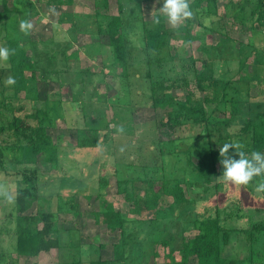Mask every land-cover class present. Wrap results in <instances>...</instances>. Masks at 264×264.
I'll use <instances>...</instances> for the list:
<instances>
[{"label":"rangeland","instance_id":"374dc122","mask_svg":"<svg viewBox=\"0 0 264 264\" xmlns=\"http://www.w3.org/2000/svg\"><path fill=\"white\" fill-rule=\"evenodd\" d=\"M77 1L75 4L61 5L57 0H0V47L7 48L8 40L20 38V44L33 56L38 71L37 83L36 85L33 83L30 87L31 93L23 90L19 93L20 98L9 99L8 97L14 94V90L12 86H7L5 83L9 72H4L5 69L1 70L9 67V62L0 61V103L7 104L10 101V104L18 109L24 107L19 110L22 117H26L27 114L34 113L36 110L50 109L55 116V124L49 128V132L54 143L62 148L58 168L45 162L40 155L34 156L28 145V148L23 150L11 151L12 149L5 148L6 162L4 165L6 169L0 167V226H8L6 215L8 216L12 208V201H9L3 193H7L8 196L15 193L19 185L15 180L20 181L22 187L26 186L22 179L25 174L31 175L35 169L37 171L35 182L39 184L41 198L33 202L27 213L35 214L41 209L56 211L62 203L56 193L60 192L59 195H64L66 199H69L76 189L83 188L82 192L76 193L77 196L74 200L78 203V214L72 211L57 213V224L62 230V241L66 244L80 243L79 245H83L84 260L90 259L88 252H90L91 245L96 249L102 244L107 246L105 249H101L102 258H111L113 243L118 240L119 232H112L106 224L98 223L96 212L105 210L103 206L105 200L114 203L116 208L126 215L135 217L131 210L132 202L118 191L117 171H120L124 176L136 178V187L141 188V195L144 194L145 178L154 177L157 189L162 183L164 175L189 177L194 170L196 173L192 174V177L195 179L198 173L196 168L201 166V160L204 157L200 158L195 154L189 161L186 151L189 147L195 146L198 141L201 144L194 148L199 149L204 145L200 140L204 139V127L199 124H188L178 127L176 130H169L161 125L169 108L151 107L149 81L146 77L148 65L143 42V21L150 22L154 19L155 13L162 6V0L159 3L157 0H146L141 10L136 7L137 0H110V13L118 14L119 5H123V13L126 18H129L128 23L126 22V31L132 79L128 90L120 81L119 72L121 69L118 64L113 65L110 64L111 61H108L112 58L111 48L105 43V41L108 43V37L104 36L102 43L97 41L99 38L98 19L95 15L97 0ZM230 1L218 0L221 12L227 13L226 16H223L224 21L221 22L225 28L223 30L228 37L235 40L233 42L235 52L226 54L231 58V61L225 62V57L221 59L225 62L221 68L225 70L229 66L232 71L235 70L234 77L236 74H244V71L249 75L252 74L253 84L249 90L251 101L264 102V28L262 30L257 28V21L251 14L250 7L246 8L245 18L234 24L239 5L238 0H235L234 7L229 6ZM88 12L94 13L89 17L86 16ZM66 13L73 15H66ZM71 18H73L74 24H71ZM192 19L195 23V30L203 31L202 27L197 26L195 15L192 16ZM21 20L28 21L32 25L27 35L20 30ZM62 20L64 22L60 23ZM76 24L79 25L75 27ZM166 24L171 27L167 21ZM246 31L252 32L251 41L259 42V45L253 43L251 46H244L246 51H250V54L253 51L251 57L244 59L240 55L237 42L247 40ZM62 32L65 39L66 36L68 37L67 34L71 39H61ZM73 37L76 38L73 39ZM222 37L224 34L208 32L204 42L205 44L215 43ZM86 42H90V44L86 45ZM172 43L174 47L165 53L167 56H170V53H177L184 59L195 56L202 59V62L197 63L199 69L201 70L205 66L206 54L197 49L199 42L190 45L184 43L182 39H173ZM240 58L244 59L242 61L245 62V69L239 66ZM227 74L228 72L225 71L222 73V77L226 80L232 76V74ZM26 75L30 76L31 72L27 71ZM193 81L194 79H192ZM245 81L247 82L245 79L238 85L243 86L242 89L247 91L248 85ZM191 88H194V82L191 84ZM1 91L6 95L4 98ZM229 91L231 92V90ZM173 93L177 98L184 99L188 94V89L176 87ZM202 95V92L197 91V97H202ZM225 104V101L215 104L221 109L217 110L216 116L213 117L226 119L231 116L233 107ZM1 108L10 113L4 105ZM259 110H255L253 113L257 114ZM239 114L240 119L232 121L231 125L233 126L230 128L232 132L240 127L238 125L247 116H251L250 113L243 116L241 112ZM6 119L7 117L4 121ZM0 121L2 122V120ZM94 127L101 129V141L109 131L108 140L94 149L78 148V130ZM12 135L11 132H5L0 136V140H9L3 145L10 146L11 142H16ZM170 140H174L170 147L178 145L182 153L162 157L159 153V146ZM221 146L220 143L215 147L220 148ZM205 159L207 160V158ZM99 178H101L100 181ZM102 178H106L107 183ZM197 190L203 194L205 187L198 185ZM50 194L52 200L49 205L46 203V195ZM87 194H91V197H87ZM204 197L206 198V196ZM172 200L170 195L164 194L161 202L163 205H168ZM232 203H239L250 214L244 216L240 221L249 224L251 221L257 222L264 219V195L250 193L243 186L237 189L235 186L224 184L218 192H209L208 199L201 201L196 209L200 213H209L216 207H224L226 204ZM145 216L152 217L153 214L149 212ZM234 224L237 225L236 221ZM190 230L186 232L187 238L193 237L197 232L195 229ZM0 238L1 249L8 252L14 250L16 243L14 235L5 231L0 235ZM263 239L264 237L261 236L259 241L264 244ZM250 246L251 241L244 233L233 232L230 242L223 248V254L245 259L251 251ZM168 249V247L158 244L157 250L160 255L155 258L151 257L147 263L164 264V256ZM255 249L259 250L257 247ZM260 252L257 255L260 259L254 256V258H250L248 264H264V252ZM97 254L98 252L94 251L91 256ZM176 255L178 258L180 257L178 253ZM70 256L65 249L54 248L49 252H41L36 257L21 256L18 259V264H58L60 260L69 259ZM195 263L196 259L192 257L189 264Z\"/></svg>","mask_w":264,"mask_h":264},{"label":"trees","instance_id":"16d2710c","mask_svg":"<svg viewBox=\"0 0 264 264\" xmlns=\"http://www.w3.org/2000/svg\"><path fill=\"white\" fill-rule=\"evenodd\" d=\"M66 1L57 0L59 4H64ZM145 1L137 0L136 7L140 10L143 9ZM234 1L231 0L229 6L235 5ZM238 5L239 9L234 24L245 18L246 8L250 7L251 14L257 21V27L261 30L264 28V3L262 0H238ZM96 6L98 33L108 37L107 45L111 48L112 58H109L108 61H111L110 64L113 65L118 64L121 69L119 72L120 81L128 90L132 79L126 31V22L129 18H126L123 13V5H119L118 14L110 13V0H97ZM190 7L193 15L197 18V26L202 27L203 31L195 30L192 18L176 28L168 27L163 16H160L159 23H155L157 12L152 21H143V42L148 65L146 77L149 81L151 107L169 108L161 125L169 130H176L178 127L188 124H199L204 127V139H200L204 145L199 149L194 148L201 144L198 141L195 146L189 147L186 151L189 161L195 154L200 158L204 157L201 160V166L196 168L198 173L195 179L192 177V174L196 173L194 170L189 177L164 175L162 183L157 189L154 177L145 178L144 194L141 195V188L136 187V178L124 176L120 171H117L118 191L132 202L131 210L135 217L126 215L117 209L114 203L104 200L105 210L96 212V220L98 223L106 224L110 231H118L119 238L113 243L111 258H102L101 249L107 247L102 244L96 249L91 245L90 252H88L90 259L84 260L83 245L64 243L61 237L62 230L57 224L59 211L79 213L78 203L74 200L77 196L76 193L82 192L83 188L76 189L69 199H66L64 195H59L60 192L56 193L62 202L61 204L58 202L60 205L56 211L41 209L35 214L27 213L33 202L41 198L39 184L35 182L37 171L34 169L31 175L25 174L22 179L26 186L22 187L20 181L15 180L19 185L15 193L11 194L12 208L8 216L6 215L8 226H0V235L5 231L12 234L16 237V243L14 250L9 252L0 248V264H18V259L21 256L36 257L41 252H49L54 248L65 249L71 255L68 257L69 259L60 260L58 264H148L151 257L155 258L160 255L157 250L158 244L169 248L164 256V264H189L192 257L196 259L195 264H248L250 258H254V256L260 259L257 255L261 253L260 251L264 252V244L259 241L261 236L264 237V219L257 222L251 221L249 224L240 221L244 216L250 214L239 203L216 207L209 213H200L196 209L201 201L208 199L209 192H218L224 186L217 179L223 171L222 165L219 163V148L215 147L217 144L238 143L246 154H250L252 151L264 153V103L251 101L249 90L253 84L252 74L244 75L238 81L229 78L226 80L222 75L221 77L217 76L220 73H217L216 61L224 57L226 61H231V58L226 54L235 52L234 39L226 35L224 27L221 25V22L224 21L223 16H226L227 13L221 12L218 0H192ZM6 9H8L7 6ZM208 32L221 33L224 34V37L216 44H205ZM60 37L63 36L60 34ZM19 39L8 40L7 48L11 53L8 60L9 67L1 69H5L4 72H9L8 75L13 76L16 80L15 85L12 86L14 94L8 97L9 99L20 98L19 93L23 90L30 91L32 84L36 85L37 83L38 71L35 60L20 44ZM173 39H182L184 43L190 45L199 42L197 49L206 54L205 66L200 70L197 63L202 62V59L195 56L185 59L177 53H170V56H167L165 53L174 47ZM251 45V43L245 42L240 45L239 52L244 59L253 54V51L250 54V51H246L244 47ZM242 60L240 58L239 66L245 69L246 65ZM27 71L31 72L30 76L26 75ZM224 71L232 72V69L227 66ZM192 79H194V88H191ZM245 79L248 82L245 81L248 85L247 91L242 89L243 86L238 85ZM176 87L188 89L186 98L176 97L173 93ZM197 91L202 92V97L196 96ZM1 95L3 98L6 96L4 93ZM222 101L229 102L233 107L231 116L226 119L213 117L216 116V111L221 109L215 104ZM2 105L9 109L10 113L5 112L1 108ZM23 108L18 109L12 106L10 101L7 104L0 103V120H2V122L0 121V136L5 132H11L12 137L16 140V142H11L10 146L3 145L9 140H0V167L6 169L4 165L6 162L5 148L12 149L11 151L23 150L28 145L34 156L40 155L45 162L58 168L62 148L54 143L49 132V128L55 124L53 112L45 108L22 117L19 110ZM258 109H260L259 112L254 114L253 112ZM240 112L242 116L248 113L251 116H247L238 125L240 127L232 132L230 130L233 126L231 125L232 121L240 119ZM6 117L7 119L4 121ZM100 131L101 129L96 127L79 129L77 147L94 149L101 145L108 140L110 132H106L104 140L101 141ZM173 143L174 140H170L159 146V153L162 157L182 153L178 145L170 147V144ZM233 151L230 150V152ZM128 167L131 168V166ZM259 179L256 178L246 187L250 193H256L254 188ZM100 180L101 178H99ZM102 180L107 183L106 178H102ZM198 185L205 187L203 194L197 190ZM164 194L173 198L168 205H163L161 202ZM46 196V203L50 205L52 195ZM86 196L91 197V194ZM149 212H152V217L145 216ZM234 221L238 226L234 224ZM190 229H195L197 232L193 237L187 238L186 232L191 231ZM233 232L244 233L251 241V251L245 259L223 254V248L230 242ZM256 247L259 250H256ZM94 251H97L98 254L91 256ZM177 253L180 255L179 258Z\"/></svg>","mask_w":264,"mask_h":264},{"label":"clouds","instance_id":"9594fccd","mask_svg":"<svg viewBox=\"0 0 264 264\" xmlns=\"http://www.w3.org/2000/svg\"><path fill=\"white\" fill-rule=\"evenodd\" d=\"M160 0H157L159 3ZM158 15L155 23L160 22V16L167 21V23L176 28L184 21L191 19L193 12L190 7V0H162V6L159 7ZM32 25L30 22L21 20L20 30L27 35ZM10 50L6 47H0V61H8L10 57ZM7 86H13L16 80L9 75L5 81ZM242 146L238 143L226 142L219 148V163L222 165V174L217 177L218 182L225 185L240 187H247L256 178H260L256 184L254 191L256 193L264 194V153L260 151H252L246 154ZM230 150H234L230 152ZM238 157V158H236ZM10 201L12 198L7 193H3Z\"/></svg>","mask_w":264,"mask_h":264},{"label":"crops","instance_id":"0c3cea01","mask_svg":"<svg viewBox=\"0 0 264 264\" xmlns=\"http://www.w3.org/2000/svg\"><path fill=\"white\" fill-rule=\"evenodd\" d=\"M75 2L77 3L78 1L77 0H71V1H66L64 4H67V3H72V4H75ZM64 4H61V5H64ZM94 11V10H93ZM74 12H76V11H74ZM94 12H88L87 14L88 15H86V16H89L90 17V14H93ZM113 14H117V13H113ZM66 15H73V14H68V13H66ZM65 19V18H64ZM72 23L71 24H74V22H73V18H71V20H70ZM62 22H64V21H62ZM61 21H60V23H62ZM63 24H65V23H63ZM79 24H76L75 25V27L76 26H78ZM258 28V27H257ZM62 30H63V28H62ZM247 32V34H248V38H247V40L246 41H240V43H239V41L237 42L238 44H239V47H240V45H242V42H245V43H251V44H257V45H259V42H257V43H255V42H253V41H251L252 40V38H251V36L253 35L252 34V32L251 31H246ZM211 33H214V32H211ZM61 35L63 36V32L61 33ZM68 35V37L66 36V39H69L70 38V36H69V34H67ZM75 35H77L76 33H75ZM255 36V35H254ZM63 38H65L64 36L63 37H61V39H63ZM76 37H73V39H75ZM71 39V38H70ZM72 39V40H73ZM104 39V36L103 35H101V34H99V38L97 39V41H100L101 43H102V40ZM75 41V40H74ZM218 41H220V39L219 40H217L215 43H212V44H216ZM68 42V41H67ZM66 42V43H67ZM234 42H235V40H234ZM66 43H64V44H66ZM105 43L107 44V42L105 41ZM60 44H62V42H60ZM63 44V45H64ZM87 44H90V42H86V45ZM85 45V46H86ZM238 47V48H239ZM77 58H78V56H77ZM88 59H90V57H88ZM70 60V59H69ZM225 62H227L226 60H225ZM225 62L224 61H222V60H217L216 61V67H217V73H220V74H217V76L219 75L220 77H221V75H222V73H223V69L221 68V66H222V64H225ZM237 66H238V63H237ZM223 67V66H222ZM237 68V67H236ZM235 71V70H234ZM234 71H232V72H228V74L227 75H229V74H232V76L231 77H228L229 79H233V80H236V81H238V79H240V78H242L244 75H247V72H245L244 71V74H242V73H240V75L239 74H236V77H234L235 76V72ZM59 75V74H58ZM57 75V76H58ZM242 76V77H241ZM263 76H264V73H263ZM228 78H227V80H228ZM264 78V77H263ZM262 103H264V102H262ZM227 105L229 104V102L228 103H226ZM225 104V105H226ZM224 105V106H225ZM230 105V104H229Z\"/></svg>","mask_w":264,"mask_h":264},{"label":"built area","instance_id":"2783aa9c","mask_svg":"<svg viewBox=\"0 0 264 264\" xmlns=\"http://www.w3.org/2000/svg\"><path fill=\"white\" fill-rule=\"evenodd\" d=\"M263 1V3H264V0H262Z\"/></svg>","mask_w":264,"mask_h":264}]
</instances>
